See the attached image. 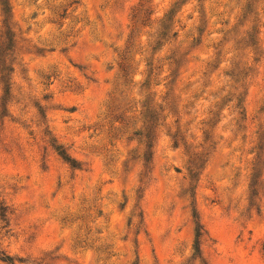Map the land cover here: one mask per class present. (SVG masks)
I'll return each mask as SVG.
<instances>
[{
  "label": "rangeland",
  "instance_id": "1",
  "mask_svg": "<svg viewBox=\"0 0 264 264\" xmlns=\"http://www.w3.org/2000/svg\"><path fill=\"white\" fill-rule=\"evenodd\" d=\"M0 54V264H264V0H0Z\"/></svg>",
  "mask_w": 264,
  "mask_h": 264
},
{
  "label": "trees",
  "instance_id": "2",
  "mask_svg": "<svg viewBox=\"0 0 264 264\" xmlns=\"http://www.w3.org/2000/svg\"><path fill=\"white\" fill-rule=\"evenodd\" d=\"M6 62H7V58H6V57H3V55L0 54V66H5ZM59 154H60V156H61L63 159H65V157L63 156V154H61V153H59ZM65 160H66V159H65Z\"/></svg>",
  "mask_w": 264,
  "mask_h": 264
}]
</instances>
